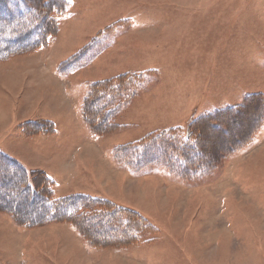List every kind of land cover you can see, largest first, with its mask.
I'll list each match as a JSON object with an SVG mask.
<instances>
[{
  "label": "rangeland",
  "instance_id": "374dc122",
  "mask_svg": "<svg viewBox=\"0 0 264 264\" xmlns=\"http://www.w3.org/2000/svg\"><path fill=\"white\" fill-rule=\"evenodd\" d=\"M65 2L49 47L0 64V151L46 172L57 195L133 208L156 232L149 243L91 252L68 224L20 229L5 214L12 203L21 201L27 217L40 205L31 208L22 196L3 206L0 197V264H264V128L196 184L160 168L134 173L115 161L118 146L186 130L264 94V0ZM75 57L78 63L66 66ZM123 74L142 75L145 84L118 109L116 129L94 136L80 114L88 86ZM45 121L53 135L21 132L24 122ZM14 176L0 194L18 192Z\"/></svg>",
  "mask_w": 264,
  "mask_h": 264
},
{
  "label": "trees",
  "instance_id": "16d2710c",
  "mask_svg": "<svg viewBox=\"0 0 264 264\" xmlns=\"http://www.w3.org/2000/svg\"><path fill=\"white\" fill-rule=\"evenodd\" d=\"M66 8L65 0H0V64L49 47L59 33V18ZM74 59L66 66L78 63V58ZM143 81L142 75L123 74L88 86L80 114L94 136L116 129L118 109L136 97ZM244 122L246 130L241 131ZM20 128L27 137L54 134L53 124L47 121L24 122ZM263 128L264 94L254 93L237 106L195 119L186 130L154 132L118 146L115 161L134 173L160 168L182 183L196 184L209 178L223 161L246 151ZM2 166L8 170L0 169V184L15 175L11 184L18 191L14 197L0 194L2 205L22 196L30 200L31 208L40 205L39 211H31V217L18 209L21 201L12 203V210L4 212L22 230L68 224L88 248L99 250L124 249L154 240L155 227L133 208L84 194L59 196L46 172L29 171L0 151Z\"/></svg>",
  "mask_w": 264,
  "mask_h": 264
},
{
  "label": "crops",
  "instance_id": "0c3cea01",
  "mask_svg": "<svg viewBox=\"0 0 264 264\" xmlns=\"http://www.w3.org/2000/svg\"><path fill=\"white\" fill-rule=\"evenodd\" d=\"M140 213V212H139ZM91 252H93L91 249H89Z\"/></svg>",
  "mask_w": 264,
  "mask_h": 264
}]
</instances>
